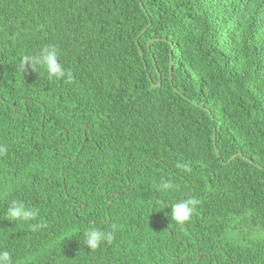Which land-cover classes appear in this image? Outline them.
<instances>
[{
	"label": "trees",
	"instance_id": "16d2710c",
	"mask_svg": "<svg viewBox=\"0 0 264 264\" xmlns=\"http://www.w3.org/2000/svg\"><path fill=\"white\" fill-rule=\"evenodd\" d=\"M0 146L12 264H264V0H0Z\"/></svg>",
	"mask_w": 264,
	"mask_h": 264
},
{
	"label": "clouds",
	"instance_id": "9594fccd",
	"mask_svg": "<svg viewBox=\"0 0 264 264\" xmlns=\"http://www.w3.org/2000/svg\"><path fill=\"white\" fill-rule=\"evenodd\" d=\"M30 66H42L46 72L48 78L51 80L61 79L68 75L69 80L71 79L70 73H66L64 66L59 62L58 52L55 47H44L39 54L30 55L24 58V67ZM6 148L0 146V156L4 155ZM164 189H169L170 184L164 183L162 185ZM199 203L196 199H184L176 202L172 205L170 219L176 223H183L189 221L193 213L195 212V206ZM37 212L35 210L26 208L24 203L19 200H12L7 208L5 219L8 221L22 220L25 222L35 220ZM44 225L33 224L31 225L32 230L35 231ZM112 232H102L96 229H90L85 235V245L92 250L97 249L103 240L109 242L113 239ZM0 264H12V257L9 251H0Z\"/></svg>",
	"mask_w": 264,
	"mask_h": 264
},
{
	"label": "water",
	"instance_id": "95a60500",
	"mask_svg": "<svg viewBox=\"0 0 264 264\" xmlns=\"http://www.w3.org/2000/svg\"><path fill=\"white\" fill-rule=\"evenodd\" d=\"M140 5H141V7L142 8H144V6H143V4L140 2ZM151 23V22H150ZM151 25V24H150ZM147 30V28H145L144 30H143V33L145 32ZM154 40H159V39H154ZM172 72H173V58H172V55H170V75H172ZM159 77H160V75H159ZM159 86H161V79L159 80V83L157 84V85H153V88H156V87H159ZM16 112V106H14V113ZM84 129L86 130V125H84ZM84 136H85V139H86V132H84ZM84 141H86V140H84ZM213 141H214V148H215V150H216V152H217V147H216V130H215V128H214V136H213ZM217 155H218V152H217ZM237 156H240V157H242L244 160H246V161H249L248 159H246L241 153H239V154H237V155H235V156H233L232 158H231V160H233V159H235ZM218 157H219V155H218ZM251 162V161H250Z\"/></svg>",
	"mask_w": 264,
	"mask_h": 264
}]
</instances>
